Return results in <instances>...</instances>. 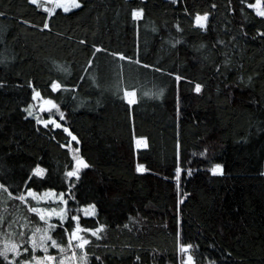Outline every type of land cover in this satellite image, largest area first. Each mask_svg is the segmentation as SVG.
I'll return each mask as SVG.
<instances>
[{
	"label": "trees",
	"instance_id": "trees-1",
	"mask_svg": "<svg viewBox=\"0 0 264 264\" xmlns=\"http://www.w3.org/2000/svg\"><path fill=\"white\" fill-rule=\"evenodd\" d=\"M250 3L81 0L80 9L49 16L31 0H0V183L13 193L0 190V233L18 240L13 233L27 237L51 224L53 237L67 244L71 217L79 215L84 227L106 225L102 239L91 237L88 264H98L96 256L102 264H179L181 242L194 245V264H264V18ZM185 6L211 13L208 31L193 27ZM135 7L145 10L136 23ZM113 51L163 71L121 61ZM55 80L76 87L54 92ZM137 81L144 88L129 105L116 88ZM33 87L61 106V123L77 141L37 122L48 113L38 111L43 100L33 99ZM138 137L147 147H136ZM77 147L90 166L68 179ZM37 164L48 171L29 180ZM215 164L222 174L212 173ZM27 187L62 192L69 219L40 220L29 207L39 203L16 198ZM93 203L95 215L86 216ZM0 264L8 262L0 257Z\"/></svg>",
	"mask_w": 264,
	"mask_h": 264
},
{
	"label": "snow or ice",
	"instance_id": "snow-or-ice-1",
	"mask_svg": "<svg viewBox=\"0 0 264 264\" xmlns=\"http://www.w3.org/2000/svg\"><path fill=\"white\" fill-rule=\"evenodd\" d=\"M173 2H178V0H173ZM33 5L37 7H43L44 11L49 15L56 11V9H62L64 13H70L73 9H80L82 7L81 0H51L52 6L49 7L46 4H41L40 0H31ZM250 8L255 10L257 16L264 18V0H255V3H250L248 5ZM212 7L215 8L216 5L212 4ZM185 13L192 18L193 27L196 29H200L203 31H208L209 28V17L211 15L210 12L204 11H196L194 13L190 12L188 8L185 6L184 8ZM144 8L143 7H135L131 8L130 10V17L134 23L141 21L144 18ZM4 15L3 12H0V16ZM25 23H29V21H24ZM50 27L48 22L43 23V28L48 29ZM175 28L179 31H183L181 25L179 23L175 24ZM153 31H156L154 28ZM261 36H264V32L260 33ZM178 42V41H177ZM84 43V41H81ZM219 43L223 44L224 41L221 40ZM201 48L204 47L203 44L200 45ZM93 48L96 52L101 51V47L97 45H93ZM107 51V50H105ZM95 55V53L93 54ZM113 57H119L121 61H128L129 63H135L137 65H142L144 68H153L157 71H163V69H156L154 65L145 64L141 59L137 57L128 56L123 52L113 51L111 53ZM93 63L92 60L88 61V64L91 65ZM225 63H228L226 60ZM219 67V66H218ZM123 68V65H121ZM61 71L67 72L68 69L63 68L61 66ZM83 79V77H81ZM95 79V78H93ZM181 77L176 75V80L179 81ZM3 82L0 81V85ZM52 91L57 92L61 89L68 90L70 88L76 87V85H69L66 82H61L60 80L52 81L50 84ZM144 85L137 81L132 86H125L120 88L117 86L116 91L123 93V98L126 100L127 104L134 105L138 102L137 90L140 89L143 91ZM202 85L200 83L195 84V91L200 92ZM162 89L157 93H152L151 91H144V95H160L162 94ZM32 96L34 100H43V105L41 106V111H46L48 113V118L43 119L37 116V122L39 124L48 127L49 124L55 126L56 128H63L65 132L68 133V136L71 137L72 141H77V137L72 133V131L65 127L61 120L65 118L64 111L61 110V106L52 98H44L40 90H37L33 87ZM29 107H33L29 105ZM53 110L55 113H58V118L56 115L53 114ZM33 113L31 111L28 112V115L31 116ZM136 147H147L145 143L144 137H138L136 139ZM207 149H205V152ZM71 152L73 153V160L74 166L70 168V170L65 172V177L71 179L73 177L79 179L81 170L84 168H88L90 165L85 160L83 155H80V149L72 148ZM204 155V152L201 153ZM223 166L221 164H215L211 171L213 174L220 172L222 174ZM137 171H144L145 166L143 164H137ZM33 176H30L28 179L32 180L34 177H43L44 174L48 171L46 168L41 167L39 164L36 165L35 168L32 170ZM183 169L180 166L175 168L176 179H180V175ZM188 174L191 175V169L188 170ZM179 187V185H177ZM0 190L6 192L9 197L13 196L12 191L9 190L8 186L4 183H0ZM50 193H53L52 189H49L47 192L44 193L43 196H40L36 191L33 190L31 187H27L25 191L20 192L19 195L16 197L20 201L28 204L27 197H32L33 199H46L50 198ZM64 194L61 192L57 197L60 200H63ZM64 204H67V201H63ZM30 211L32 213H37L39 215L40 220L48 221L51 216H57L60 220L65 221L69 219V209L66 207L57 208H39L33 207L29 205ZM90 209H95V204H88L84 208V212L86 216H94V211H89ZM6 211V209H5ZM73 221H75V226L71 228L70 233L67 236V244L58 241L56 238L53 237L51 234V229L53 225L49 224L48 227H36L35 230L31 231V235L26 237V233L21 231L19 233H13V235H18L19 239L14 240L11 239L7 232L0 233V235L4 236L2 241L3 247H0V257L3 258L4 261H7L8 264H88V256L89 253L86 250L87 246L93 243L91 237H95L97 240L102 239L103 230L106 228V225L101 223L96 227H84L80 223L81 217L79 215L71 217ZM4 215L0 214V226L4 224ZM27 225H20V227H26ZM128 225H125L127 227ZM12 224H8V229L11 230ZM65 232L68 231L67 228L64 229ZM90 233L91 236L87 234ZM54 247L59 249L58 255L49 254V248ZM194 245L192 243H179L178 251L181 254V258L179 259V264H194L195 257L192 254V250ZM37 250H42L43 255H38ZM80 250V254L78 251ZM71 252V258L66 255H63L65 252ZM9 253L13 255L9 257ZM96 261L98 264H102V258L100 256H96ZM140 257H137L139 260Z\"/></svg>",
	"mask_w": 264,
	"mask_h": 264
},
{
	"label": "rangeland",
	"instance_id": "rangeland-1",
	"mask_svg": "<svg viewBox=\"0 0 264 264\" xmlns=\"http://www.w3.org/2000/svg\"><path fill=\"white\" fill-rule=\"evenodd\" d=\"M40 2H41V4L43 3V4H46L47 6H49V7H51L52 6V3H51V0H40ZM43 104H41V106H42ZM41 106H39L38 107V111H40V112H44V111H41L40 109H41ZM44 193L45 192H43V193H38L40 196H43L44 195ZM59 194L60 193H58V192H56L55 190H53V193H50L49 195H50V198H46V199H39L38 201H37V199H34L33 201H35L36 203H39V205L40 206H35V207H39V208H49V207H43L42 206V203L43 202H49V201H52V202H54V203H56V205H54V206H51L50 208H57V209H59V208H61V206L59 205V204H61L62 205V207H66V205L64 204V200H66L65 198H64V196H63V200H60V199H58L57 197L59 196ZM32 198V197H31ZM89 211H94L95 212V209H90ZM85 213V212H84ZM54 217H57V216H51L50 218H49V220L48 221H46L47 223L51 220V219H53ZM2 241H3V239H1L0 238V246L1 247H3V243H2ZM51 249V247L49 248V250ZM41 252H42V250H41ZM43 253V252H42ZM12 253H9V255H11ZM78 254H80V252H78ZM43 255V254H42ZM63 255H66V256H68L69 258H71V252L70 251H68V252H65Z\"/></svg>",
	"mask_w": 264,
	"mask_h": 264
}]
</instances>
